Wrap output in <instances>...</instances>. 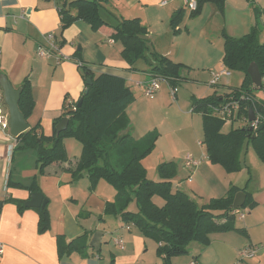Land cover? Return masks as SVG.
<instances>
[{"label":"crops","instance_id":"1","mask_svg":"<svg viewBox=\"0 0 264 264\" xmlns=\"http://www.w3.org/2000/svg\"><path fill=\"white\" fill-rule=\"evenodd\" d=\"M60 1L71 9L68 6L69 0ZM60 1L0 0V73L6 75L16 89H20L26 80L30 81L34 109L26 121L29 129L40 124V134L45 137L53 135L55 121L61 118L69 107L72 109L84 94L85 68L96 74L108 73L123 77L128 86L147 82L146 76H150L147 61H140L134 67L124 61L120 55L123 47H118V43L112 39L113 29L110 26L94 31L88 22L79 19L62 30L59 11L61 6L58 5ZM162 1L111 0L104 4V9L110 18H116V24L121 20L140 19L148 31L146 38L150 52L167 57L183 67L186 64L185 59L176 47L191 34L186 27V13L190 10L183 0H174L167 6H161ZM172 3L177 4L171 6ZM207 5L200 16L202 17L208 9L210 12L207 17H217L219 21L212 27L211 36L214 30L217 34L224 30L221 29V18L224 16L228 28L224 31L229 36L241 38L257 25L261 30L260 41L264 43V0H226L223 14L212 3ZM71 13L76 16L77 10L71 9ZM190 13L192 14V11ZM176 15L181 18L177 25L173 23ZM103 19L111 26L115 25L109 22L107 17ZM183 26L186 27L185 31L182 30ZM47 34L55 35L60 56H37L38 47L47 46ZM221 38L223 39L222 36ZM205 44L213 48L211 44ZM218 54L222 61L224 39ZM206 60L212 61L209 56H206ZM182 72L183 68L180 72L183 76ZM212 73L215 71L208 74L209 86ZM223 78L225 77L221 79ZM219 86H223V91L216 93L218 96L231 94L232 90L225 88L229 87L228 84L218 83L211 87ZM260 92L263 97L259 102L263 103L264 90ZM205 98L206 96L203 99ZM193 99L196 97H191V104ZM0 104L5 105L1 89ZM127 112L129 113V109ZM131 132L137 138L148 134L138 135L136 130H133V125ZM17 145L18 141L10 134V130L0 127V245L3 248L0 264H162V259L157 256V242L144 236L133 224H125L107 213L108 204L116 200V191L109 188L105 191L92 187V184L90 186L91 182L86 173L79 179H74L72 169H75L78 161L72 158H69L68 163L52 164L45 174L41 175L33 151H21L24 156L17 158L18 160L10 158L13 151L17 152ZM255 154L260 159L256 151ZM254 175L253 187L246 192L248 199L255 202V207H249L250 212L244 218L240 215L245 221L241 228L236 227L245 230L247 236L235 231L214 233L210 235L212 243L207 249L217 244L218 255H237L239 250L253 246L257 248L258 253L255 258L248 260L247 264H264V175L256 172ZM189 177L191 181L188 179L185 182L193 185V174ZM9 181L24 187L8 186ZM33 181L37 182L40 193L47 200L50 230L44 234L38 232L37 209L28 208L20 212L17 205L11 201H29L32 194L26 188L32 186ZM241 184L243 183L234 186L243 189ZM228 192L225 191L223 196ZM212 194V199L220 198V195H214V189ZM126 225H130L131 229L127 230ZM83 236L86 237L84 249L60 254L65 244ZM118 239L124 243L123 250L115 243ZM191 258L201 262L197 253H193Z\"/></svg>","mask_w":264,"mask_h":264},{"label":"trees","instance_id":"2","mask_svg":"<svg viewBox=\"0 0 264 264\" xmlns=\"http://www.w3.org/2000/svg\"><path fill=\"white\" fill-rule=\"evenodd\" d=\"M110 1L75 0L68 6L77 10L76 16L64 4L59 10L62 30L79 19L88 22L94 31L110 26L113 29L111 37L115 42L121 43L122 58L130 66L134 67L139 61H147L150 75H162L167 78L180 76L182 65L150 52L146 38L148 31L140 19L121 20L111 26L101 17L102 4ZM197 3L198 7L192 12V16L199 15L207 3L214 4L223 14L226 0H197ZM179 18L180 15L175 16V25L178 24ZM221 36L224 39V67L229 71L244 73L242 86L231 94L245 93V97L250 99L242 103L245 115V108L260 107L261 102L253 100V96L256 91L264 90V84L261 88H256L247 73L249 66L255 63L264 79V43L260 41L261 30L255 25L241 38L231 37L224 30ZM83 77L85 82L91 79L92 83L90 86L86 85L89 92L80 98L83 100L81 107L76 104L75 110L67 111L56 120L51 137L40 134V124L21 134L16 138V151H33L38 171L43 175L52 164L70 161L65 154L61 138L72 135L79 139L84 151L75 169H72L74 179H79L86 173L92 187L102 179L107 181L117 192L115 202L107 206V213L125 224H133L144 236L154 239L159 244L158 255L162 264H172L173 257L187 255L188 247L194 242L209 244V236L214 233L235 231L247 236L245 230L235 227L236 216L233 209L236 194L241 191L247 194L245 189L233 186L225 197L200 206L187 194L172 190V179L176 174L175 162L159 165L161 180L147 179L143 161L155 149L157 136L155 133H148L141 138L133 136L132 124L126 110L135 98L126 79L108 73L96 74L89 68L84 69ZM171 85L177 86L175 82H171ZM20 89L19 108L27 120L34 109L30 81L26 80ZM226 97L229 95L214 94L205 99H193L191 107L192 112L199 111L203 116V143L207 157L213 163L220 164L226 172L236 173L243 168L240 158L248 144L253 145L260 160L264 162V129L256 135L244 128L227 135L222 134L224 123L209 115V107L218 105ZM64 118H69L68 128L58 133L56 127ZM14 185L17 184L8 182V186ZM26 189H29L31 194L40 193L36 181ZM155 195H160L165 200L163 207H157L153 203L152 198ZM11 201L17 205L20 212L28 209L26 202ZM132 205L134 210H130ZM247 206L255 207V202L250 201L248 197L243 208ZM36 209L39 214L38 232L44 234L50 230V215L46 207ZM85 238L83 236L65 244L60 254L84 249Z\"/></svg>","mask_w":264,"mask_h":264},{"label":"rangeland","instance_id":"3","mask_svg":"<svg viewBox=\"0 0 264 264\" xmlns=\"http://www.w3.org/2000/svg\"><path fill=\"white\" fill-rule=\"evenodd\" d=\"M72 1L73 0H69L68 4ZM62 2H58V5L64 7V3ZM104 4H102L100 11L101 17H107L109 22L116 25V18H110V15L104 9ZM175 4L172 3L171 6ZM206 5L207 4L204 6ZM206 7L209 8L208 5ZM190 12L191 11H187L186 13V27L188 31H191V34L180 41L176 47L185 59L186 64L182 67V74L185 78H183L181 73L180 76L176 78H169L171 82H175L179 86V92L177 94L178 100L174 101L172 99L170 87L166 82H162L154 99L147 98L143 88L130 84L129 86L133 89L135 100L127 107L129 113L126 110V115L129 120L131 119L130 122L132 121L133 130H136L138 135L142 133H144V135L145 133H155L157 136L155 149L143 162L147 173V179L151 181L161 180V176L158 172L159 165L161 163L175 162L176 174L172 179V190L175 191L179 189V191L187 194L195 202L209 204L212 200L223 198L224 192L229 191L231 187L238 185V183H243L241 187L248 192L249 189L253 187L254 173L256 172L260 175H264V164L256 157L255 149L252 144L246 145L242 158H240L243 166L240 172L228 173L220 164L213 163L207 157L206 146L203 143V116L199 111L192 112L190 99L192 96H195L196 99H203L204 96L208 98L219 91L221 92V90L223 91V86L217 88L207 84L210 71L220 72L224 68L223 61H221L220 54H218L221 44H223V39L220 36L221 30L218 34L215 32L216 30H214V34L211 36L210 31L212 27L219 21H217V17H207L210 12L208 9H206L202 17L200 16L202 11L199 15L194 17L191 16ZM182 19H184V17ZM221 19L223 21L221 29L227 30L225 17L223 16ZM186 27L183 26L182 30L185 31ZM231 27L232 26L229 24L230 29ZM263 27L264 26H262V28ZM210 36L212 40H210ZM116 43H118V47L121 48V43ZM205 43L211 44L213 48ZM120 55L122 57V51ZM206 56H209L212 61L206 60ZM230 72L231 76L221 79L219 85L223 83L228 84L229 87L225 88H228V91H233L242 86L244 73L235 70H231ZM145 74L147 75V73ZM150 76L156 77L162 75ZM150 76H146L148 80L151 79ZM257 93V95L254 94L253 96L255 101H259V99L263 97L260 91ZM3 108L5 111L9 112L5 105H3ZM68 109L71 110V107ZM213 113V109L210 106L209 115L220 120L214 117ZM244 126V123H241L240 120L235 122L233 126L224 123L222 134L227 135L232 131L242 130ZM61 143L63 144L65 154L68 158L75 159L76 161L82 158L84 146L79 139L72 135H65L61 138ZM20 152V150H17L16 153L13 151L10 158H16V160H18L17 158L24 156L23 153ZM188 158L199 162V164L190 169L187 168L185 164ZM190 174H193V185H189L185 182L188 180ZM178 186H180V188H178ZM95 187L105 191L108 190L107 188L116 191L103 179L100 180ZM213 189L216 192L214 195H220V198L212 199ZM152 201L160 208L165 205V200L160 195H155ZM131 209L134 210L133 205ZM239 211L240 214L235 217L234 224L235 227L241 228L245 219L242 220L240 215L244 214L247 216L250 212V208L247 206L241 208ZM211 243L212 239L209 236V244L207 245L196 242L192 245L190 244L192 247L189 246L188 254L173 257L172 264H188V262L192 260L191 257L193 253L194 255L196 253L198 254L201 264H237L240 250L237 252V255L227 253L218 255L216 243V245L213 244L214 247L207 249Z\"/></svg>","mask_w":264,"mask_h":264},{"label":"built area","instance_id":"4","mask_svg":"<svg viewBox=\"0 0 264 264\" xmlns=\"http://www.w3.org/2000/svg\"><path fill=\"white\" fill-rule=\"evenodd\" d=\"M174 0H163L161 2V6H167ZM183 3L186 7L189 8L190 11H195L198 7L197 0H183ZM45 41L47 43V46H39L37 50V56L39 58L49 57L50 55L56 54L58 55L59 52V45L55 41V35L53 34H47L45 37ZM60 59V58H59ZM80 66H82L81 63H79ZM231 76V72L227 70L226 68L221 70L220 72L212 73V78L210 81V86H216L222 77H229ZM150 80L144 83H136L137 86L142 87L144 90V94L149 99H154L158 90L161 87L162 82L168 83L170 87V95L174 101L177 100V94L179 92V86H172L171 81L169 78L163 77V76H156L152 77L150 76ZM264 84V79H263ZM246 100H250L248 97H245V93H239V94H229V97H226L223 99L222 102H220L218 105L211 106L213 109V116L219 118L221 121H223L227 125H234L235 122H238V120L241 121V123H244V128H253V132L255 135L257 134V130L263 126L264 127V102L261 103L260 107L256 106L255 108H245L246 114L244 115V108L242 103ZM254 100V99H253ZM259 102V101H257ZM260 103V102H259ZM72 109H76V104L72 107ZM249 109H253L256 120L254 122H250L248 118V111ZM238 119V120H237ZM0 127L3 130H10V114L8 111H5L2 104H0ZM199 162L193 161L192 159L188 158L185 166L187 168H192L194 166H197ZM189 181H191V177L188 178ZM240 213L239 210H235L234 214ZM245 215L242 214V218H244ZM126 229L130 230L131 226L126 225ZM116 245L120 249H124V243L122 240L118 239L116 242ZM258 253V250L256 247L248 246L246 248H243L239 252V257L237 264H247V261L250 259H253L256 257ZM3 254V248L0 245V256ZM189 264H201L198 259H193Z\"/></svg>","mask_w":264,"mask_h":264},{"label":"water","instance_id":"5","mask_svg":"<svg viewBox=\"0 0 264 264\" xmlns=\"http://www.w3.org/2000/svg\"><path fill=\"white\" fill-rule=\"evenodd\" d=\"M248 75L251 78L253 85L256 88H261L263 85V77L260 73L259 67L257 64L252 63L248 68ZM92 83L91 79L86 81V85L90 86ZM0 89L2 90L4 104L9 110L10 114V134L14 138H18L21 134L27 132L29 130V124L26 121L24 114L21 112L19 108V101L21 97V89H16L12 83L10 82L9 78L2 74L0 75ZM89 92L88 89L84 91V95ZM83 100L80 99L77 103L78 107H81ZM248 118L250 122H254L256 120L255 113L253 109H249L248 111ZM69 125V118H64L58 125L57 131L58 133L64 132L67 130ZM264 129L261 126L256 132H260ZM244 130H248L249 132H253V128H244ZM247 199V194L245 192H239L236 194L234 202H233V209L240 210L244 207L245 202ZM47 200L44 198L42 193H33L31 195V199L25 203L27 208H41L44 209L46 207ZM2 204L0 203V206Z\"/></svg>","mask_w":264,"mask_h":264}]
</instances>
